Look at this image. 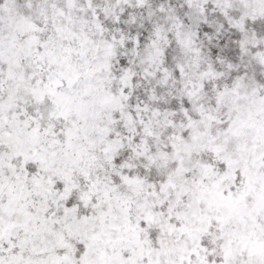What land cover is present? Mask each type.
<instances>
[{"label": "snow or ice", "instance_id": "snow-or-ice-1", "mask_svg": "<svg viewBox=\"0 0 264 264\" xmlns=\"http://www.w3.org/2000/svg\"><path fill=\"white\" fill-rule=\"evenodd\" d=\"M0 264H264V0H0Z\"/></svg>", "mask_w": 264, "mask_h": 264}]
</instances>
